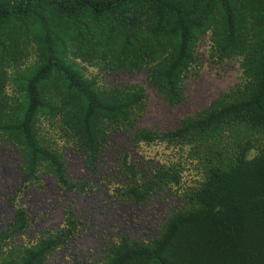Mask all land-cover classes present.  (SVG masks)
Returning a JSON list of instances; mask_svg holds the SVG:
<instances>
[{
    "label": "trees",
    "instance_id": "16d2710c",
    "mask_svg": "<svg viewBox=\"0 0 264 264\" xmlns=\"http://www.w3.org/2000/svg\"><path fill=\"white\" fill-rule=\"evenodd\" d=\"M203 49L213 68L237 62L241 82L174 129H135L146 88L107 77L142 73L179 105ZM117 136L127 141L104 172ZM1 147L20 176L0 264H52L87 233L71 205L36 228L28 201L49 183L117 206L166 205L149 228L64 264H264V0H0ZM69 154L86 176H72Z\"/></svg>",
    "mask_w": 264,
    "mask_h": 264
},
{
    "label": "rangeland",
    "instance_id": "374dc122",
    "mask_svg": "<svg viewBox=\"0 0 264 264\" xmlns=\"http://www.w3.org/2000/svg\"><path fill=\"white\" fill-rule=\"evenodd\" d=\"M205 49V48H204ZM203 49V63L198 77L189 82L186 101L179 105H169L145 84L142 73L136 76L130 74H113L107 81L119 84H139L144 86L149 96L148 107L138 120L135 129L166 130L174 129L186 117L195 115L207 107L210 101L227 92L241 82V71L237 62L227 66L211 67L206 61ZM126 137L117 136L112 140L109 152L105 156L103 171L110 169L115 156L125 145ZM70 171L73 177L83 178L85 175L83 162L77 155L69 154ZM17 161L11 150L0 148V228H4L14 219V210L9 198L19 180ZM84 215L90 226L87 233L63 252L60 260L52 264H64L66 257L78 254L90 259L101 248L109 235L119 231H138L149 228L155 221L166 214V205L157 202L145 209L123 207L111 204L102 195L66 196L49 183L44 192H34L29 201L28 209L34 218L36 228H50L61 223L63 209L67 206Z\"/></svg>",
    "mask_w": 264,
    "mask_h": 264
}]
</instances>
